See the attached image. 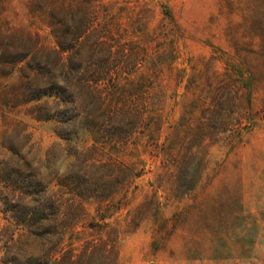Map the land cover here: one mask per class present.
Returning <instances> with one entry per match:
<instances>
[{"label":"rangeland","instance_id":"obj_1","mask_svg":"<svg viewBox=\"0 0 264 264\" xmlns=\"http://www.w3.org/2000/svg\"><path fill=\"white\" fill-rule=\"evenodd\" d=\"M0 264H264V0H0Z\"/></svg>","mask_w":264,"mask_h":264}]
</instances>
